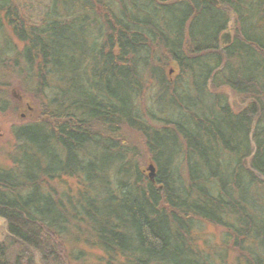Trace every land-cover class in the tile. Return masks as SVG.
<instances>
[{
  "label": "trees",
  "instance_id": "1",
  "mask_svg": "<svg viewBox=\"0 0 264 264\" xmlns=\"http://www.w3.org/2000/svg\"><path fill=\"white\" fill-rule=\"evenodd\" d=\"M11 72L42 96L41 119L12 128L0 167V264H64L67 236L104 264H222L194 241L203 220L237 264H264V0H47L38 25L0 0V86ZM63 176L75 194L47 189Z\"/></svg>",
  "mask_w": 264,
  "mask_h": 264
},
{
  "label": "rangeland",
  "instance_id": "2",
  "mask_svg": "<svg viewBox=\"0 0 264 264\" xmlns=\"http://www.w3.org/2000/svg\"><path fill=\"white\" fill-rule=\"evenodd\" d=\"M13 3L17 7L18 13L25 25H38L45 12L47 0H13ZM4 24L7 39L13 45V50H21L24 42L17 39L8 24ZM223 32H229L230 40L232 39L234 35L232 27ZM11 71H13L12 68ZM165 71L174 75L177 72L175 63H169ZM24 75L22 72H11L10 75H7L9 84L0 86V97L7 103L5 109H0V167H11L13 165L12 156L16 153L19 141L14 137L12 128L41 119L40 99H42V96H39V94L34 96L30 91L22 90L25 88H22L23 86L21 85L27 86L24 81ZM34 83H30L28 87L33 88ZM221 90L227 93L229 104L234 111L241 109L245 105V99L241 100L240 96L232 94L228 89L221 88ZM150 92L151 90H148L145 95H150ZM122 135L127 138L130 144L142 145V139L138 132L122 128ZM141 154L143 173L149 177L148 165L152 164L154 166V164L144 152H141ZM46 187L47 189L51 188V192L55 194L65 191L73 195L78 190L77 180L66 176L48 181ZM225 231L222 226L203 220L199 223L198 228L194 230L192 236L200 249L211 252L214 257V251L224 250L222 264H237V251L230 247L231 243L222 246L221 239ZM5 237L6 222L0 217V241L4 240ZM62 248L66 255L63 260L64 264H104L105 262L106 256L102 250L84 241L71 239L67 236L63 239ZM76 251H80L79 253L77 252L78 254L76 253V256L79 255V257L74 256L73 253ZM36 258L40 261L39 256Z\"/></svg>",
  "mask_w": 264,
  "mask_h": 264
},
{
  "label": "water",
  "instance_id": "3",
  "mask_svg": "<svg viewBox=\"0 0 264 264\" xmlns=\"http://www.w3.org/2000/svg\"><path fill=\"white\" fill-rule=\"evenodd\" d=\"M208 2L217 5L218 0H207ZM220 40L222 44H228L230 42V33L229 32H223L220 35ZM148 170H149V177L152 178L153 175L155 174V168L152 164L148 165Z\"/></svg>",
  "mask_w": 264,
  "mask_h": 264
}]
</instances>
